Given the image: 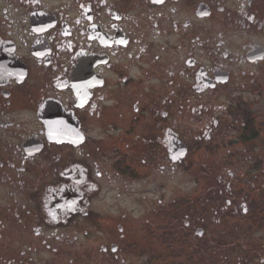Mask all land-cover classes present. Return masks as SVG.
<instances>
[{
	"label": "flooded vegetation",
	"instance_id": "flooded-vegetation-1",
	"mask_svg": "<svg viewBox=\"0 0 264 264\" xmlns=\"http://www.w3.org/2000/svg\"><path fill=\"white\" fill-rule=\"evenodd\" d=\"M252 88L264 95V0H0V264H67L82 228L100 238L87 251L99 264H171L168 211L208 239V264H264V103L248 104ZM232 136L254 164L220 154ZM203 139L224 159L210 166L218 190L170 210L167 175L199 172L187 158Z\"/></svg>",
	"mask_w": 264,
	"mask_h": 264
},
{
	"label": "rangeland",
	"instance_id": "rangeland-1",
	"mask_svg": "<svg viewBox=\"0 0 264 264\" xmlns=\"http://www.w3.org/2000/svg\"><path fill=\"white\" fill-rule=\"evenodd\" d=\"M254 88H256V85L254 86ZM244 97L246 101L248 102V104H250V106H253L254 104L264 103V95L260 96L257 93L253 92V88L250 89ZM232 99L233 98L231 96V97L225 98L224 100H221L220 101L221 107L227 106L230 102H232ZM262 114H263L262 121H263V127H264V107L262 109ZM170 125L172 124L169 122V126ZM205 126H206L205 123L203 125L200 124L198 126L199 130L197 131L199 134H203ZM194 127L195 126L193 127L188 126L186 127V129L189 128V130L190 129L194 130L193 129ZM187 135L194 136L196 134L189 132ZM202 143H203V147L199 152V155L201 157L198 156L200 158V159L198 158V161H201L203 164H204L203 161H205V164L208 167L215 166L216 165L215 161L217 163V166H224V160L223 161L220 160L222 158L219 159L218 155L214 153H211V154L207 153L206 150L209 149V146H208L206 139H203ZM229 144H233L235 146V149L232 147H228ZM188 145L191 148L193 146L198 147V144L196 143L195 140H193V138L190 139V142L188 143ZM250 146L251 144H249L248 146L237 145L236 139H234L233 136L230 137L229 141L227 140L226 143L219 142L217 144V147L219 149H224V151L223 152L221 151L220 154H222V156H226L228 160L230 159L229 157L233 155L234 151L239 152L240 150H242V151H246L249 153ZM245 156L246 155L241 152V156H239L236 160L239 162H242V164L244 163L254 164L256 162L255 158H252L251 160H247ZM239 162L236 165H238ZM202 163H200L198 167L203 166ZM204 174L206 173L203 172L202 169L199 172H197V168L190 172L181 171V172L174 173V174H168L167 184H166L167 188L166 190H163V193H162L163 197L167 198L168 200L167 201L168 209L171 210L173 208V210H176L177 206L173 205L174 203L172 202L175 199L193 198L194 197L193 192L197 187L199 188L200 193H202L204 189H206L207 192L209 190L215 191L216 188H217L216 190H218L219 186L218 187L215 186L214 180L209 178L208 175H206L205 177ZM196 177H199L200 183L196 184L195 182ZM153 193H154V197H156L158 194V191H155ZM149 194H152V192L148 191L147 189H144L143 187L137 188L135 190V205H134V208L136 210L135 217L136 218L140 217L142 218L141 220L143 221L146 220V218L145 216L142 215V200H144L145 198H149ZM213 194H215V192L211 193V196ZM220 197L221 195L217 191L215 199H218ZM206 199H208L207 196H206ZM169 213H166L165 216L163 215V218H162L163 236L165 239H164V249L162 250V255L160 256V258L163 259V257L166 256L167 261L170 262L171 264H174V263L175 264H208V247H209L208 239L206 238L204 240H200V242L197 243V241L195 240L196 238H194L195 236H188L184 232H181L179 230L180 225H178L175 222V219L176 217L178 218L180 216V213L179 214H177L176 212L175 213L169 212ZM84 231H85V228H82L81 231L76 235V237L75 238L73 237V243H72L70 252L68 254H64L60 256L61 259L66 258L67 260H69L67 264H99L96 254L88 255L87 251L93 250L94 252H96L95 246H97L98 243H100V238L93 236V234H90L89 236H86V235L84 236ZM145 236L146 235L142 231L136 232L137 239L141 238L143 241V238ZM198 246L200 248H198ZM202 248H204V250L207 253L204 252ZM221 256H224V255L221 254ZM236 256L239 257L240 255L236 254ZM167 257H172V258L169 259ZM60 264H63V263H60Z\"/></svg>",
	"mask_w": 264,
	"mask_h": 264
},
{
	"label": "trees",
	"instance_id": "trees-1",
	"mask_svg": "<svg viewBox=\"0 0 264 264\" xmlns=\"http://www.w3.org/2000/svg\"><path fill=\"white\" fill-rule=\"evenodd\" d=\"M202 149V147L200 148V150ZM200 150L197 152V154H196V157H197V161H198V156H200L199 155V152H200ZM207 151V153H212V151L211 150H209V149H207L206 150ZM195 155L193 154V156L191 155V157L193 158ZM201 157V156H200ZM200 159V158H199ZM193 161V160H192ZM194 162V161H193ZM204 162V164L201 162V161H198V165L200 164V163H202L203 164V168H202V170H203V172H205L206 174H204V176L206 177V175H208V177L209 178H211V179H213L214 180V184H215V182H216V186H219L218 185V180H216V178H215V175H214V172H210V167H208L206 164H205V161H203ZM195 164V163H194ZM193 164V165H194ZM192 166V165H191ZM213 191H211V190H209L208 192L206 191V189H204L203 191H202V196L200 197L202 200L204 199V200H206V196H207V198H209L210 197V195H211V193H212ZM205 203L206 202H204V203H202V205H205Z\"/></svg>",
	"mask_w": 264,
	"mask_h": 264
},
{
	"label": "water",
	"instance_id": "water-1",
	"mask_svg": "<svg viewBox=\"0 0 264 264\" xmlns=\"http://www.w3.org/2000/svg\"><path fill=\"white\" fill-rule=\"evenodd\" d=\"M72 128H73V134H75V131L78 130V125L76 124V121L75 119H73V123H72ZM179 148H180V151H181V158H184L186 157L187 155V147L183 144H181V142H179Z\"/></svg>",
	"mask_w": 264,
	"mask_h": 264
}]
</instances>
